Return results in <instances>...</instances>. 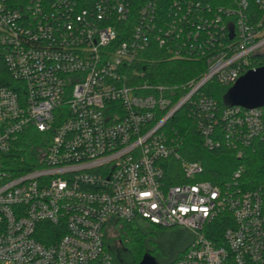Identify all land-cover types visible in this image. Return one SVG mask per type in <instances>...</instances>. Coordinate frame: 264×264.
I'll return each mask as SVG.
<instances>
[{"label":"built area","instance_id":"obj_1","mask_svg":"<svg viewBox=\"0 0 264 264\" xmlns=\"http://www.w3.org/2000/svg\"><path fill=\"white\" fill-rule=\"evenodd\" d=\"M227 1L0 0V264H112L108 234L131 222L190 234L170 264H264V182L243 166L198 180L163 130L187 107L206 150H264V106L219 110L201 93L262 68L264 0ZM154 44L205 72L148 81ZM30 129L37 146L16 163Z\"/></svg>","mask_w":264,"mask_h":264},{"label":"trees","instance_id":"obj_2","mask_svg":"<svg viewBox=\"0 0 264 264\" xmlns=\"http://www.w3.org/2000/svg\"><path fill=\"white\" fill-rule=\"evenodd\" d=\"M193 1L208 4L213 9L218 6H229L231 4L227 0ZM167 7L168 5H166L165 9ZM165 9L162 11L164 12ZM248 14L254 17L256 12L253 7L250 6L248 8ZM143 57L144 59H151V64L145 66L143 69L145 70L147 80L156 85L169 87L180 86L186 82L200 79L205 72L204 62L168 60L164 52L159 50L155 44L149 55H144ZM256 61L260 67H264V58L257 59ZM228 89L227 87H221L212 82L207 83L201 89V93L204 97L213 100L219 110H223L228 108L223 102V97ZM186 108H181L166 123L163 130L167 135H173L175 133L179 137L181 143L178 153L181 159L188 162H196L203 166L204 173L197 178L198 180L207 181L217 186L222 185L239 166H243L244 175L242 181L247 182L250 187H255L261 182H264V150L262 148L259 150L253 148L243 149V156L239 160L236 158V151L226 147L225 144H222L218 149L213 151L206 150L203 147L201 135L195 128ZM38 139L39 137L33 129H30L19 138L16 163L28 157L30 158L31 150L37 146ZM175 170H177V165H175L173 160H170V173L175 172ZM156 229L162 228L146 222L122 224L118 231L121 245L117 249V252H114V250L110 252L112 264H138L145 254L141 244V238L146 235L148 230L154 231ZM176 241L184 242V248L163 264H170L180 258L190 243L191 236L186 231L178 232ZM127 245H129L130 250H127ZM120 249L128 253L130 263H126L121 259Z\"/></svg>","mask_w":264,"mask_h":264},{"label":"water","instance_id":"obj_3","mask_svg":"<svg viewBox=\"0 0 264 264\" xmlns=\"http://www.w3.org/2000/svg\"><path fill=\"white\" fill-rule=\"evenodd\" d=\"M228 107H240L246 110L264 106V67L250 71L240 77L223 97ZM138 264H157L148 253L144 254Z\"/></svg>","mask_w":264,"mask_h":264},{"label":"rangeland","instance_id":"obj_4","mask_svg":"<svg viewBox=\"0 0 264 264\" xmlns=\"http://www.w3.org/2000/svg\"><path fill=\"white\" fill-rule=\"evenodd\" d=\"M182 228H162L154 231H149L144 237L141 238V244L145 254L148 253L152 256L157 264H163L164 262L173 258L179 251L184 248V242L176 241V235L178 232H184ZM119 238L118 231L112 229L108 234V244L113 245L115 239ZM127 250L129 245H127ZM120 257L126 263H130L128 253L120 249Z\"/></svg>","mask_w":264,"mask_h":264},{"label":"flooded vegetation","instance_id":"obj_5","mask_svg":"<svg viewBox=\"0 0 264 264\" xmlns=\"http://www.w3.org/2000/svg\"><path fill=\"white\" fill-rule=\"evenodd\" d=\"M115 243L113 245H109L108 244V247H109V250L111 252V250H114V252H117V249L120 247L121 245V241L118 240V238L115 239L114 241ZM133 264V263H132Z\"/></svg>","mask_w":264,"mask_h":264}]
</instances>
